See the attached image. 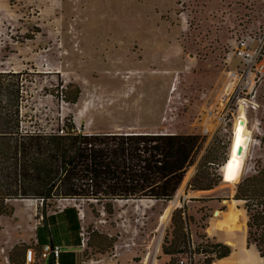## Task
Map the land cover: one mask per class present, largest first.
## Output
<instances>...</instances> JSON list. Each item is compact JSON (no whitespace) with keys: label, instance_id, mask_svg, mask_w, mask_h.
Segmentation results:
<instances>
[{"label":"rangeland","instance_id":"1","mask_svg":"<svg viewBox=\"0 0 264 264\" xmlns=\"http://www.w3.org/2000/svg\"><path fill=\"white\" fill-rule=\"evenodd\" d=\"M246 34L254 37L252 49L264 46V0H0V70L22 72L24 128L52 131L71 123L85 131L200 137L185 180L171 198L179 188L178 200H116L112 215L93 201L62 199L52 207L33 198L10 200L12 213L0 214V264H25L26 248L39 249L35 225L42 210L68 203L83 209L88 236L77 264H203L202 246L226 244L213 211L225 212L230 204L243 215L245 235L228 245L227 256L209 264H264L246 243L243 201L233 200L238 182L264 164V71L253 69L260 78L258 105L246 112L249 123L258 119L262 135L253 131L260 140L249 146L239 181L230 185L221 176L207 191L189 186L204 155L214 156L210 167L216 171L227 158L230 142L214 144L202 127L227 70L239 62L234 56L227 63L226 54L234 39ZM259 61L260 56L257 66ZM74 87L79 95L70 103L65 96ZM181 206L190 245L168 255L161 246L170 242L171 216ZM92 231L106 236L103 246L111 239L103 254L95 249Z\"/></svg>","mask_w":264,"mask_h":264},{"label":"trees","instance_id":"2","mask_svg":"<svg viewBox=\"0 0 264 264\" xmlns=\"http://www.w3.org/2000/svg\"><path fill=\"white\" fill-rule=\"evenodd\" d=\"M21 75V71L0 70L1 215L12 213L13 206L9 203L12 199H41V206L52 207L60 198L93 201L107 215L113 214L116 200H178L179 188L171 198L185 180L184 172L200 146L199 135L85 131L71 123L52 131L24 128L20 107L25 86ZM78 95L79 89L74 87V92L65 99L75 103ZM213 143L219 144L216 140ZM209 155L203 156L190 179L191 189H211L221 181V172L211 170L215 158ZM233 198L242 200L246 210V243L255 245L264 259V164L256 166L238 182ZM90 205L92 214L98 216L99 212ZM183 209V206L175 208L172 213L173 235L168 244L161 246L165 254L183 252L190 245L184 230ZM57 211L47 214L42 210L41 222L35 227L38 247L46 243L44 235H49L54 242L52 222L65 221L67 213L78 235L81 221L77 209L64 207ZM92 233L96 251L103 254L110 248L111 239L103 246L101 242L106 236L101 232ZM199 251L205 256L203 264H209L227 256L230 247L213 242ZM57 260L59 264H76V255L73 251L61 252ZM44 263L53 264V259L48 258Z\"/></svg>","mask_w":264,"mask_h":264},{"label":"built area","instance_id":"3","mask_svg":"<svg viewBox=\"0 0 264 264\" xmlns=\"http://www.w3.org/2000/svg\"><path fill=\"white\" fill-rule=\"evenodd\" d=\"M253 40L254 37H252L250 34L240 35L238 38L236 37L234 39L230 51H228L226 54V59L227 63H230L231 59H233L232 57L235 56L239 58V62L227 70V81L225 86L220 92L217 101L212 107H208L206 110V121L202 127V134L210 136V140L214 139L220 145H224L225 142H230L231 140L232 127L236 116L234 115V111L237 110L239 105L242 104L244 106L245 115L248 109H257L258 103L256 100L255 85L256 82L260 80V78L256 75L253 69H255L258 73L264 71V46L261 44L259 47L252 49L251 43ZM258 56H260L259 66L255 64V59ZM246 120L247 125L252 131L251 145L254 140L256 142L260 140L259 137H253V131L255 130L259 135H262V132L259 130V121L257 118H255L253 122L249 123V119L246 116ZM210 124H213V127L208 129ZM221 166L222 163L218 166V170L220 172ZM62 199L83 202V200H75L73 198H60L57 202L59 203ZM34 200L38 201V203L41 205V199ZM56 207L58 210L63 208L64 205L58 204ZM75 207L77 209L78 218L81 221L78 233V249L79 252H82L87 247L88 236L83 225V209L79 208L77 205H75ZM40 219H42L41 215ZM35 244H37L36 238ZM61 252L62 246L58 243L42 244L37 252L34 247L30 246L25 250L24 263L45 264L44 262L48 258H52L53 264H59L57 258Z\"/></svg>","mask_w":264,"mask_h":264},{"label":"bare ground","instance_id":"4","mask_svg":"<svg viewBox=\"0 0 264 264\" xmlns=\"http://www.w3.org/2000/svg\"><path fill=\"white\" fill-rule=\"evenodd\" d=\"M236 113L227 158L221 166L223 181L230 185L238 182L241 177L252 132L247 125L245 109L242 104L238 106ZM213 215L217 217L214 221L220 224L224 242L229 246H235L237 238L245 235L244 218L241 211L230 204L227 211L221 213L219 210H215ZM208 231L210 232V229Z\"/></svg>","mask_w":264,"mask_h":264},{"label":"crops","instance_id":"5","mask_svg":"<svg viewBox=\"0 0 264 264\" xmlns=\"http://www.w3.org/2000/svg\"><path fill=\"white\" fill-rule=\"evenodd\" d=\"M204 191H207V190H204ZM64 207H75V206L73 204L68 203V204L64 205ZM63 208L58 209L57 212H60ZM50 213H53V211L47 212V214H50ZM65 216H66L65 221L61 219V220H56V221L53 220V222H52L51 226H53V228L55 229V235H54V239H53L54 242L51 241V238L49 237V235H44L42 238L46 239V243L61 244L62 252H67V251L72 252L73 251L76 255V264H77V260L79 258V255H78L79 237L76 233L74 222L70 223V221H69L70 214L67 213V214H65ZM71 217L73 218V216H71ZM41 225H42V223H41ZM48 225L49 224H47V226Z\"/></svg>","mask_w":264,"mask_h":264},{"label":"water","instance_id":"6","mask_svg":"<svg viewBox=\"0 0 264 264\" xmlns=\"http://www.w3.org/2000/svg\"><path fill=\"white\" fill-rule=\"evenodd\" d=\"M233 200H239V199H233ZM254 247H255V245H254ZM256 248V247H255ZM257 250V249H256ZM258 252V251H257ZM259 254V253H258ZM260 256V255H259ZM261 257V256H260ZM262 258V257H261Z\"/></svg>","mask_w":264,"mask_h":264}]
</instances>
